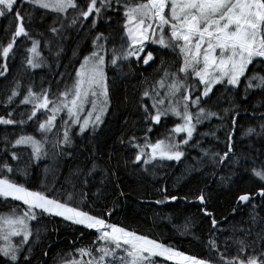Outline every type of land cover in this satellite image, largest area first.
<instances>
[{
  "label": "snow or ice",
  "instance_id": "1",
  "mask_svg": "<svg viewBox=\"0 0 264 264\" xmlns=\"http://www.w3.org/2000/svg\"><path fill=\"white\" fill-rule=\"evenodd\" d=\"M112 12L120 14L118 46L116 37L94 31L100 21H111ZM48 14L53 17L47 29L51 39L45 32L33 35V21L43 22ZM0 20L6 22L0 25L6 40L0 42V77H6L8 61L16 56L21 40L30 42L24 49L23 63L32 70L45 66L42 43L56 58L64 53L60 41L68 39L65 33L69 29L77 33L85 29V39L90 37L91 42V50L80 59L71 85L58 94L44 88L38 92L31 85L22 94L19 81L10 90L3 101L9 110L0 115V125L23 127L33 121L40 134V138L26 133L13 134L14 139L5 137L3 153L12 161L20 159L12 151L18 148L30 150L29 158L35 161L48 157L49 145L54 155H70L66 149L73 146L74 135L83 136L89 129L95 132L104 123L110 107L109 67L123 75H136L143 67L139 72L143 87L136 102L143 135L120 137L121 145L134 150L126 163L144 172H150L149 165L155 168L162 162L180 163L188 149L199 147V137L211 135L223 143V150L202 149L199 158L193 157L187 174L207 167L212 176L218 175L217 169L229 168L233 174L243 169L257 185L236 195L231 212L235 215L247 205L248 226H234L222 243L209 239V255L197 257L145 232L110 222L105 215L110 217L112 210H106L105 215L90 211L93 204L85 189L98 174L102 173L100 184L109 175V170L100 168L92 157L88 158L91 167H77L65 177L72 190L65 189L59 197L50 196L47 185L32 190L19 183L13 176L26 174V170L14 168L4 158L0 160V200L19 204L7 205V212L0 211V264H33L40 229L32 222L45 215L94 233L90 244H74L56 264H264V216L256 211L264 206V151L259 157L252 153L250 158L236 150L242 112L256 124L241 127L240 139L264 140V0H0ZM53 41L55 50L50 47ZM72 57H79V44ZM149 68L156 74L151 79L144 75ZM214 89L227 96L226 107L213 102ZM253 94H259L261 100L249 112L244 105ZM13 104L29 107L14 118ZM60 113H66L67 119L60 118L57 124ZM213 120L219 122L215 130L198 131L200 125ZM74 128L78 129L75 133ZM160 128L164 131L158 132ZM217 131H223L222 141ZM154 132H158L155 140L150 135ZM220 182H231V176H221ZM157 192L160 197L154 202L158 205L178 199L198 202L211 229L223 231L208 207L210 193L198 189L190 199L170 194L167 186ZM101 194L98 190L93 195L99 199ZM125 195L119 192V196ZM42 255L47 257L48 252Z\"/></svg>",
  "mask_w": 264,
  "mask_h": 264
},
{
  "label": "trees",
  "instance_id": "2",
  "mask_svg": "<svg viewBox=\"0 0 264 264\" xmlns=\"http://www.w3.org/2000/svg\"><path fill=\"white\" fill-rule=\"evenodd\" d=\"M36 15L37 17L40 15V10H37ZM110 16V22L100 21L94 31L116 37L118 46L120 14L112 12ZM52 23V14L45 16L43 22L34 20L31 25L33 35L38 32H45L46 37L51 39V33L47 32V29ZM5 24V21L0 20V25ZM65 35L68 36V39L60 41L64 47V53L59 58L52 55L42 43L45 68L39 71H32L23 63L26 54L24 49L30 46V42L23 40L18 42L20 47L16 50V56L8 61L6 77H0V115H6L9 110L4 106L3 101L6 100L17 81L21 84L20 91L22 94L30 85L35 91L39 92L44 88L57 94L64 90L66 85H71L74 79V71L79 67L80 59L91 50V42L90 37L85 39V29H81L79 33L69 29ZM0 42H6L2 31H0ZM78 44L79 57L73 58L72 51L77 48ZM50 47L55 50L56 42L53 41ZM125 71L127 70L125 69ZM141 71H143V67L137 69L136 75H123L118 74L111 67L108 69L110 107L101 126L103 139L100 158L102 161L110 160L108 165L109 177L106 188L102 191L99 199L88 197L89 203L93 204L90 211L97 215H105L106 210H112L110 217L105 215V218L112 223L145 232L185 254L207 257L209 255L207 248L209 239L214 238L222 243L231 234L234 226H248L245 223L248 221L250 211L247 205L242 209H237L235 215H232L231 212L232 208L235 207L236 195L242 190H254L257 185L249 179L248 173L244 172L243 169L235 174L229 168L217 169L218 175L212 176L211 168L207 167L200 172L187 174V169L193 163V157L199 158L202 149L223 150V143L217 142L211 135L199 137L201 140L199 147L188 149L186 158L180 163L162 162V166L155 168L149 165L150 172H144L139 166L126 163L134 150L121 145L119 143L120 137H127L132 133L138 137L143 135L140 113L136 104L143 87L140 82L143 77L139 75ZM144 75L151 79L156 74L149 68ZM217 87L219 88V86ZM214 93L213 102L226 107L227 96L215 89ZM52 98L55 99V96ZM260 100L259 94H253L244 106L251 112L252 105L260 102ZM28 107L23 105L16 107L13 104L11 108L15 109L14 118H19L21 112ZM172 119L169 118V127H171ZM238 122L243 128L256 124V121L245 116L243 112L238 117ZM32 124H34L33 121H28L23 127L0 125V131L19 130ZM218 125L219 122L215 120L211 123L206 122L199 126L198 131L200 133L209 132L210 129L215 130ZM241 127L236 130L237 154L245 153L251 158L252 153H255L256 157H259L260 152L264 151V140L255 137L241 140ZM163 131V128L158 129V132ZM158 132L150 134L153 140L157 138ZM216 136L220 137L222 141L224 138L223 131H217ZM256 162L259 164L260 160L257 159ZM111 172H115V176H112ZM221 176H231V182L221 183ZM117 184H119V188L116 187ZM163 186H167L170 194L180 197L187 195L190 199H194V194L198 189H203L206 194L210 193L211 199L208 207L213 210L220 222L218 228L223 231L211 229L210 220L199 211L198 202L190 203L184 199H178L175 203L156 204L154 201L160 197L157 189ZM120 191L125 192L126 195L119 196ZM12 204H19V202L0 200V211L7 212V205ZM256 211L260 216H264V206H259ZM32 223L40 229V243L34 246L33 264H42L44 261H47V264H56L61 255L73 250L74 244L76 246L87 245L94 239V233L80 226L71 225L61 218L45 215L39 222L34 221ZM81 232L84 233L83 236L80 235ZM49 244L51 247H48ZM43 251L48 252L47 257L42 255Z\"/></svg>",
  "mask_w": 264,
  "mask_h": 264
},
{
  "label": "rangeland",
  "instance_id": "3",
  "mask_svg": "<svg viewBox=\"0 0 264 264\" xmlns=\"http://www.w3.org/2000/svg\"><path fill=\"white\" fill-rule=\"evenodd\" d=\"M44 67L35 69L32 71H39L44 69ZM38 115H40L38 113ZM60 118L67 119L66 113H60V116L57 119V124L60 123ZM101 126L95 131L92 132L91 129L86 131L83 136L74 135L73 146L71 148L66 149L70 155L62 156V155H54L50 145L46 146L49 150V155L46 158H42L39 161L30 160L29 151L27 149L18 148L13 149L12 151H16L20 155L19 161H12L10 156H7L6 153H3L4 138L8 137V139H14L15 136L13 134H33L37 138H40V134L36 132L35 123L31 126H28L19 130H1L0 131V160L7 158L8 162L14 167L19 168L20 170H26V174H21V172L16 173L13 178L16 179L19 183L24 184L26 187L32 190H38L41 188V185H47V192L50 196H61L64 194V190L67 189L71 191V186L65 183V177L70 175L72 169L77 167L85 168L91 167V160L89 157H92L100 168L107 169L110 160L102 161L100 158V148L103 139V134L101 132ZM78 131V129L74 128L73 133ZM62 134V130H61ZM10 147V146H9ZM95 153V155H93ZM101 174H98L94 180H91L87 189L88 197L92 199H96V196L93 194L98 190L103 191L106 188L108 177L105 178V183L100 184ZM81 186L79 182H77V189L79 190Z\"/></svg>",
  "mask_w": 264,
  "mask_h": 264
},
{
  "label": "flooded vegetation",
  "instance_id": "4",
  "mask_svg": "<svg viewBox=\"0 0 264 264\" xmlns=\"http://www.w3.org/2000/svg\"><path fill=\"white\" fill-rule=\"evenodd\" d=\"M150 47H155V46H150Z\"/></svg>",
  "mask_w": 264,
  "mask_h": 264
},
{
  "label": "water",
  "instance_id": "5",
  "mask_svg": "<svg viewBox=\"0 0 264 264\" xmlns=\"http://www.w3.org/2000/svg\"><path fill=\"white\" fill-rule=\"evenodd\" d=\"M176 202V201H175ZM175 202H173V203H175Z\"/></svg>",
  "mask_w": 264,
  "mask_h": 264
}]
</instances>
